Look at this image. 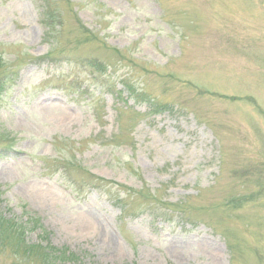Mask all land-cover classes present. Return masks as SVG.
<instances>
[{
    "label": "rangeland",
    "instance_id": "obj_1",
    "mask_svg": "<svg viewBox=\"0 0 264 264\" xmlns=\"http://www.w3.org/2000/svg\"><path fill=\"white\" fill-rule=\"evenodd\" d=\"M0 264H264V0H0Z\"/></svg>",
    "mask_w": 264,
    "mask_h": 264
}]
</instances>
